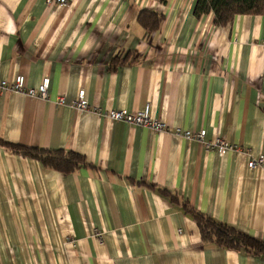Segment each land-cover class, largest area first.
I'll list each match as a JSON object with an SVG mask.
<instances>
[{"label": "crops", "instance_id": "1", "mask_svg": "<svg viewBox=\"0 0 264 264\" xmlns=\"http://www.w3.org/2000/svg\"><path fill=\"white\" fill-rule=\"evenodd\" d=\"M195 1L0 0V80L50 78L47 100L0 92V140L87 162L63 173L0 145V264H264L204 242L184 207L264 241V172L248 167L264 155V14L217 26ZM81 88L90 110L73 107ZM147 105L168 130L93 110Z\"/></svg>", "mask_w": 264, "mask_h": 264}, {"label": "trees", "instance_id": "2", "mask_svg": "<svg viewBox=\"0 0 264 264\" xmlns=\"http://www.w3.org/2000/svg\"><path fill=\"white\" fill-rule=\"evenodd\" d=\"M209 13H213L214 23L217 26H226L237 15L264 14V0L195 1L194 15L196 17L199 18ZM139 19L150 32L159 27L160 19L153 11L142 10ZM120 61L115 59L113 62L120 63ZM0 145L24 157L41 161L45 166L63 173H70L87 165L84 156L74 151L29 147L3 140H0ZM173 200L176 198L173 197ZM184 207L196 221L204 242L214 243L228 249L245 250L253 255H264V241L245 234L229 224L219 222L192 208L188 203H185Z\"/></svg>", "mask_w": 264, "mask_h": 264}, {"label": "built area", "instance_id": "3", "mask_svg": "<svg viewBox=\"0 0 264 264\" xmlns=\"http://www.w3.org/2000/svg\"><path fill=\"white\" fill-rule=\"evenodd\" d=\"M66 4L67 0H47V4ZM50 86V78L45 76L38 87H29L26 84V78L24 75L19 74L13 80H0V92L10 90L15 92H22L29 97H37L40 99H48V90ZM57 104H65V97L59 96L57 98ZM73 107L79 110H90L91 105L86 97V91L81 88L78 92L77 98L73 102ZM94 112L107 116L112 120L124 121L132 125L144 126L151 128L156 131L168 130V126L162 121L152 118L150 114V107L147 105L144 109L138 112H128L126 110H109L107 112H102L98 108L93 109ZM174 134L182 136L188 140H197L204 144L208 149H214L219 151V153H224L227 150H234L238 152H243L244 150L237 145L231 144L226 138L218 136L212 140H206V131L200 130L197 132L190 130H174ZM248 167L251 169H260L264 172V155L258 157H252L248 162ZM95 236L101 241L103 238V232L96 231Z\"/></svg>", "mask_w": 264, "mask_h": 264}]
</instances>
